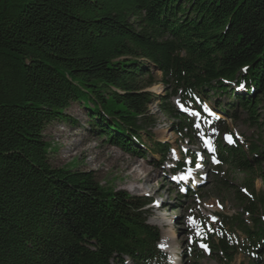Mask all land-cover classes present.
<instances>
[{
  "label": "trees",
  "instance_id": "16d2710c",
  "mask_svg": "<svg viewBox=\"0 0 264 264\" xmlns=\"http://www.w3.org/2000/svg\"><path fill=\"white\" fill-rule=\"evenodd\" d=\"M157 83L166 96L147 91ZM210 94L232 97L230 109L264 130V0H0V264H167L148 224L151 200L104 188L92 171L52 167L43 132L79 104L100 138L145 150L142 136L156 127L150 106L162 101L173 132L192 140L193 120L169 101L193 109ZM258 140H217L216 158L263 175ZM244 187L256 195L254 181ZM257 202L242 205L249 225L222 217L209 245L220 263L242 251L264 264V196Z\"/></svg>",
  "mask_w": 264,
  "mask_h": 264
},
{
  "label": "rangeland",
  "instance_id": "374dc122",
  "mask_svg": "<svg viewBox=\"0 0 264 264\" xmlns=\"http://www.w3.org/2000/svg\"><path fill=\"white\" fill-rule=\"evenodd\" d=\"M152 74L159 82L160 74H155L153 70ZM233 90L237 92L234 87ZM147 91L159 97L167 95L159 83L153 84ZM208 96L209 99L198 104L202 111L208 115L219 113L218 110L226 111L229 118L220 114H215V118L225 121L224 126L232 138L245 147L250 144L261 147L258 138L264 137V130L253 126L241 107L230 109L235 104L232 97ZM169 102L182 110L178 96ZM161 104L162 101H157L150 106V113L156 118V127L151 130L150 137L142 136L145 150L132 149L129 152L100 138L97 129L89 128L87 111L82 105L72 104L64 111L67 121L53 122L43 132L44 140L50 147V164L72 171H92L96 181L104 188L149 198L152 208L148 210V224L160 232L159 246L168 264H223L216 259L214 250L213 254L209 252L208 246L214 241L213 234L222 225V217L239 218L249 225V217L243 213L242 205L256 201L255 205L259 208L257 199L264 196V173L247 174L214 162L211 143L213 138L223 139L224 129L217 130L211 117L206 120L201 115L191 114L197 135L187 143L171 129L175 121L159 112ZM257 111L264 116L261 108ZM262 121L260 119L259 122ZM205 141H209L210 145H206ZM155 144L170 148L171 153L165 162L161 154L152 153ZM191 155L197 158L195 163L201 167L190 168L188 156ZM177 164L184 165L186 174L187 169L192 170L188 184L183 185L173 179L178 176V173L172 172ZM137 176L144 180L139 182ZM246 180L254 181L255 196H251V192L244 187ZM188 189L193 192H188ZM236 191L248 198L244 204L237 200ZM156 205H160L161 210L155 208ZM189 217L196 221L195 225L190 224ZM160 220L162 223H159ZM233 233L232 237L241 243L240 231ZM202 244L207 249L201 247ZM231 264H249L248 257L239 251Z\"/></svg>",
  "mask_w": 264,
  "mask_h": 264
},
{
  "label": "snow or ice",
  "instance_id": "6c2138e0",
  "mask_svg": "<svg viewBox=\"0 0 264 264\" xmlns=\"http://www.w3.org/2000/svg\"><path fill=\"white\" fill-rule=\"evenodd\" d=\"M241 87H243V85H241ZM205 109L207 110V106L205 105ZM211 114V113H210ZM193 115H199L198 113H193ZM198 127V125H197ZM225 139L229 142V143H232V138L231 136H225ZM205 144L206 145H210V142L209 141H205ZM175 155V154H174ZM214 162H218V161H214ZM187 163V162H186ZM196 167L199 168L201 167L200 164H196ZM191 172L192 170L191 169H187V174L186 175H181L180 177H178V179L180 180H187L188 177L191 175ZM173 179H177V177H173ZM183 190V189H182ZM189 222L190 224H193L195 225L196 224V221L193 220V218L189 217ZM199 235V232L197 233ZM191 239V238H190ZM201 247H204L205 249H207V246L206 245H201Z\"/></svg>",
  "mask_w": 264,
  "mask_h": 264
},
{
  "label": "bare ground",
  "instance_id": "6f19581e",
  "mask_svg": "<svg viewBox=\"0 0 264 264\" xmlns=\"http://www.w3.org/2000/svg\"><path fill=\"white\" fill-rule=\"evenodd\" d=\"M168 156H169V155H168ZM168 156H167V157H168ZM166 159H167V158H166ZM137 180H138L139 182H142L144 179H141L139 176H137ZM178 182H179V180H178ZM171 183L173 184V182H171ZM180 184H182V182H180ZM134 190H135V189H134ZM137 191H138V189H137ZM139 191H140V190H139ZM188 192H191V190L188 189ZM159 223H162V221L160 220Z\"/></svg>",
  "mask_w": 264,
  "mask_h": 264
}]
</instances>
